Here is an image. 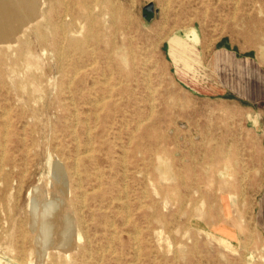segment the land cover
Here are the masks:
<instances>
[{
    "label": "rangeland",
    "instance_id": "obj_1",
    "mask_svg": "<svg viewBox=\"0 0 264 264\" xmlns=\"http://www.w3.org/2000/svg\"><path fill=\"white\" fill-rule=\"evenodd\" d=\"M96 1L45 0L79 15L54 13L75 40L62 72L49 27L0 53V264H264V0ZM24 105L36 121H15ZM47 146L69 181L60 242L45 194L29 202L55 180Z\"/></svg>",
    "mask_w": 264,
    "mask_h": 264
},
{
    "label": "bare ground",
    "instance_id": "obj_2",
    "mask_svg": "<svg viewBox=\"0 0 264 264\" xmlns=\"http://www.w3.org/2000/svg\"><path fill=\"white\" fill-rule=\"evenodd\" d=\"M64 2V1H63ZM95 2H97L95 0ZM115 3V2H114ZM93 4V3H92ZM167 4V3H165ZM45 5V0H0V44H4L6 46V50H1V55L4 56H8L9 55V51L12 52V54L14 55H19L22 54V48L19 47L18 49L14 47L15 44H19V46H21V44L24 42V40L29 39V33H36L38 32V35L41 34L40 30L42 28H52L53 30H55L57 32V35L55 38L52 39L51 41V45L44 39L45 37H41L39 36V40L41 42H39L38 44V48L40 51V54L43 56L48 57V55H51L50 52L53 54V57L58 61L59 66H58V70L59 71H63V65H62V58L64 57L63 54V43L64 42H68V45L70 47L74 46L75 44V40H73L69 34H73V30L70 31H65V26L64 24H62V22L64 21V19L67 18H71L73 19L72 22L70 23V26H72L74 20L79 19V15L78 12H76V16L75 14L73 15V12H69L68 9L64 10L63 14H60V9L54 10L52 7L47 8L45 11L43 10V6ZM237 5V4H236ZM258 5V4H257ZM67 6V5H66ZM167 7V6H165ZM235 7V6H234ZM66 8V7H65ZM94 8V6H93ZM167 10V9H166ZM165 11V10H164ZM89 12L90 8H89ZM54 13H56L55 15L60 19V21H62L61 23H57L54 20ZM90 14V13H89ZM165 15V14H164ZM43 20V22H42ZM44 23V24H43ZM33 24H35L33 26ZM42 25V26H41ZM28 32V33H27ZM99 35L100 34H96V44H99L100 40H99ZM110 39V38H109ZM173 41V40H170ZM29 44H31L32 42L30 41H25ZM176 42V43H175ZM116 43V42H114ZM123 43V42H122ZM174 49H173V54L172 56L176 59V55H181L183 57V59L187 60V53L183 52L181 50V46H184L183 43L179 42V41H174ZM179 43V44H178ZM24 44V43H23ZM25 45V44H24ZM88 46V45H87ZM88 48V47H87ZM106 53L105 52H101L99 57H105ZM178 60V59H177ZM185 63V62H184ZM145 65V64H144ZM233 70V68H232ZM178 73V70H177ZM3 74V71L0 70V75ZM77 74V73H76ZM75 74V75H76ZM237 75V74H236ZM74 76V75H73ZM184 76V75H182ZM188 76V75H187ZM75 77V76H74ZM105 78V77H104ZM182 78V77H181ZM191 78V77H190ZM184 79V78H183ZM188 79V78H187ZM83 79L79 80V83H82ZM95 83V82H94ZM70 84V82H69ZM95 86V84H93ZM92 85V86H93ZM62 86V84L60 85ZM254 86V85H253ZM68 87V86H67ZM117 87V86H116ZM69 88V87H68ZM70 91V90H69ZM68 91V92H69ZM245 91V90H244ZM151 93V92H150ZM245 93V92H244ZM109 94V93H108ZM70 95V94H69ZM245 95V94H244ZM255 98V97H254ZM103 99V98H102ZM102 102V101H101ZM104 103V100H103ZM74 104V103H73ZM97 104V103H96ZM152 105V104H151ZM25 107H29V111H25L24 108ZM4 110V109H3ZM10 110V109H9ZM152 111V110H151ZM5 112V110H4ZM150 114V113H149ZM2 115V114H1ZM5 115V114H4ZM97 114H95L96 116ZM260 116V115H259ZM15 121L17 123H22L23 121H29L30 119L32 120H37L38 116L36 114V110H34L33 108H31L30 106H26L24 105L23 108H16L15 110ZM109 115L107 114V116L105 118H108ZM150 117V116H149ZM258 117V116H257ZM4 118V117H2ZM62 118V115L57 116V119L60 120ZM97 118V117H96ZM76 119V118H75ZM97 120V119H96ZM146 120V119H145ZM141 121V120H140ZM147 121V120H146ZM260 123V122H259ZM76 124V122H75ZM87 124V123H86ZM9 125V123H8ZM88 125V124H87ZM139 125V124H138ZM140 126V125H139ZM89 127V126H87ZM137 127V126H136ZM93 130V129H92ZM90 132V131H89ZM136 132V130H135ZM68 134L71 135L72 137L77 136L76 132L73 130L71 125H67L66 129L64 125L57 126L56 124H54V127L51 130V134L53 136L54 139H58V135L59 134ZM87 133V132H86ZM6 134V133H4ZM89 134V133H88ZM135 134V133H134ZM89 138V137H88ZM91 138V137H90ZM90 140V139H89ZM77 141V140H76ZM91 142V140H90ZM89 142V143H90ZM5 143V142H4ZM22 144L21 142L18 141V145ZM5 145V144H4ZM2 146V145H1ZM130 146V145H128ZM40 147V146H39ZM92 147V146H91ZM5 147H3L4 149ZM47 156H48V164H49V168H50V173L51 176L54 177V181H49L46 188H41L39 186L35 187L32 192L30 193V195L32 196V198L30 199V207L33 210V214L37 215V213L39 212V204H38V200L37 198L39 196H41V194H45L46 197V203H45V209H43V211L45 210V212L43 213V215L45 214V221L43 222V229L45 231H48L49 233L53 234V239L55 242H60L62 239H65L66 235L69 234H73V228L71 227V220L72 217H68L65 213V208H67V204L65 201V198L62 199L58 196L57 192L61 194V196H65L66 194H68V190H69V181L67 178V174L65 171V168L61 165H58L57 162L54 160L53 157V149L49 146H47ZM92 150V149H91ZM41 150H39V153H37V157L41 156ZM78 152V151H77ZM90 152V151H89ZM123 153L124 150H123ZM2 154V153H1ZM4 154V152H3ZM2 154V155H3ZM86 154V153H85ZM89 154V153H88ZM124 155V154H123ZM80 156V155H79ZM82 156V155H81ZM3 157V156H1ZM77 158V157H75ZM124 157H122L123 159ZM2 158H1V162H2ZM76 160V159H75ZM74 160V161H75ZM77 161V160H76ZM76 163V162H75ZM122 163V162H121ZM61 164V163H60ZM123 164V163H122ZM2 166V165H0ZM75 166V164H74ZM123 166V165H122ZM175 167V166H174ZM1 168V167H0ZM95 170V169H94ZM97 170V169H96ZM1 171V170H0ZM76 172V171H75ZM74 172V174H75ZM244 173V172H243ZM78 174V173H77ZM77 176V175H76ZM246 177V176H245ZM25 178V176H24ZM100 178V177H99ZM79 180V179H78ZM23 181V179H22ZM100 182V180H99ZM80 183V182H79ZM242 183V182H241ZM81 185V183H80ZM211 187V186H210ZM20 188V187H19ZM99 188V186H98ZM97 189V188H96ZM95 189V190H96ZM53 190H55V193L53 194ZM57 190V192H56ZM92 190V189H91ZM92 192V191H91ZM20 193V192H18ZM34 193H37L35 196H33ZM89 193V192H88ZM86 194V193H85ZM84 195V194H83ZM82 195V199L83 196ZM19 196V195H18ZM169 196V195H168ZM171 196V195H170ZM258 198V197H257ZM261 198V197H260ZM18 200V199H17ZM124 200V199H123ZM122 200V201H123ZM61 202V203H59ZM83 202V201H82ZM84 203V202H83ZM82 203V204H83ZM122 203V202H121ZM125 205V203H124ZM127 205V204H126ZM258 205V204H257ZM126 208V207H125ZM81 209V208H80ZM154 210V209H153ZM106 211V210H105ZM30 213V211H29ZM129 213V212H128ZM126 214V212H125ZM41 215V214H40ZM82 215V214H81ZM83 217V216H82ZM129 218V216H128ZM129 221V219H127ZM127 223V222H126ZM189 223V222H188ZM112 224V223H111ZM35 225V224H34ZM41 226V225H40ZM135 227V226H134ZM112 228V227H110ZM208 228V227H207ZM40 230V229H38ZM21 231V230H20ZM115 231V230H114ZM135 231V230H134ZM137 232V230H136ZM203 232V231H202ZM48 233V234H49ZM207 233V232H206ZM75 234V233H74ZM140 234V233H139ZM209 234V233H208ZM215 234V233H214ZM87 235V234H86ZM113 235V234H112ZM212 235V234H211ZM135 236V235H133ZM37 236H35L36 238ZM113 237V236H112ZM137 237V236H136ZM213 237V236H212ZM39 239V238H38ZM42 240V239H41ZM47 240V238H46ZM88 240V239H87ZM110 240V239H109ZM66 240V244L65 246H69L70 242ZM220 241L223 242L224 244H226L228 246V248H232L231 246V242L229 240H227L226 238H220ZM42 242V241H41ZM47 242V241H46ZM89 242V241H88ZM135 242V241H134ZM137 243V242H136ZM219 243V242H218ZM139 244V243H138ZM137 244V245H138ZM220 244V243H219ZM42 245V244H41ZM90 246V245H89ZM43 247V246H42ZM45 247V246H44ZM73 245L71 244L70 247L68 249H66V256L69 257L70 254V248H72ZM135 247V245H134ZM133 247V248H134ZM22 248V246H21ZM63 248V247H62ZM109 249V247H107ZM139 248V246H138ZM137 248V249H138ZM227 248V247H226ZM238 248V247H237ZM38 249V248H37ZM44 249V248H43ZM42 249V250H43ZM229 249V250H230ZM233 249V248H232ZM41 250V251H42ZM134 250V249H133ZM228 250V249H227ZM103 252V251H102ZM134 252V251H133ZM139 252V251H138ZM21 253V252H20ZM90 253V252H89ZM106 253V252H105ZM137 253V251H136ZM23 254V252L21 253ZM37 254V253H36ZM43 254V253H42ZM114 254V251L112 252V255ZM139 254V253H138ZM136 255V260H137V256ZM253 257V256H252ZM22 258V257H21ZM90 258V256H89ZM102 258V255H101ZM24 259V258H23ZM249 259V258H248ZM250 260V259H249ZM101 261V260H100ZM11 262L13 264H26L25 262L21 261V260H14L12 259ZM73 263V262H72ZM100 263V262H99ZM70 264V261H69Z\"/></svg>",
    "mask_w": 264,
    "mask_h": 264
},
{
    "label": "water",
    "instance_id": "obj_3",
    "mask_svg": "<svg viewBox=\"0 0 264 264\" xmlns=\"http://www.w3.org/2000/svg\"><path fill=\"white\" fill-rule=\"evenodd\" d=\"M152 7H153V5L150 4V5L146 8V10H147V11H152Z\"/></svg>",
    "mask_w": 264,
    "mask_h": 264
}]
</instances>
